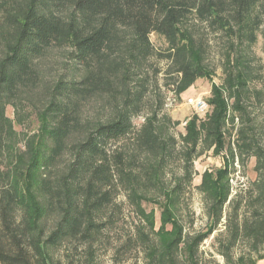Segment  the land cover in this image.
Returning <instances> with one entry per match:
<instances>
[{"label":"trees","instance_id":"1","mask_svg":"<svg viewBox=\"0 0 264 264\" xmlns=\"http://www.w3.org/2000/svg\"><path fill=\"white\" fill-rule=\"evenodd\" d=\"M201 24L227 41L224 77L211 85L204 117L186 120L182 175L169 186L164 177L177 152L170 127L178 122L163 112L151 61L166 59L176 96L197 79L210 81ZM258 34L264 50V0H0V264H77L73 256L53 260L64 244H86L78 264H97L91 247L113 221L120 190L143 222L137 236L147 264H199V245L228 201L235 157L255 159L259 208L235 225L230 243L241 236L254 253L264 247V146L249 111L262 94L249 89L261 79L252 65ZM149 91L159 97L137 128ZM8 106L18 126L31 119L35 132L19 139ZM239 122L232 148L228 126ZM203 149L223 166L205 170L198 186L209 203L207 232L185 237L175 209ZM145 205L159 210V228Z\"/></svg>","mask_w":264,"mask_h":264},{"label":"rangeland","instance_id":"2","mask_svg":"<svg viewBox=\"0 0 264 264\" xmlns=\"http://www.w3.org/2000/svg\"><path fill=\"white\" fill-rule=\"evenodd\" d=\"M195 30L197 36L201 37L205 43L204 64L212 72L210 81L197 79L190 88L176 96L171 86L172 81L165 74V70L168 67L166 59H153L151 61L152 65L159 69L157 82L160 87V95L164 100L163 112L171 118L172 123L178 122V124H171L170 127V133L177 141V152L164 177L165 183L169 186H173L175 178L182 175V162L180 160V136L184 133L182 123L194 114L193 109L186 105V99L192 97L202 98L206 102L210 95L211 85L222 84L224 77L223 54L227 48L225 37L220 32L211 30L205 24L196 26ZM149 39L157 52L165 50L166 45L159 37L151 34ZM252 53L255 58L252 65L261 79L250 82L249 89L253 92L261 91L262 94L259 97H252L249 111L252 113L256 130L260 136V144L264 146V50L260 34L257 35L256 43L252 47ZM157 97H159L157 92H148L141 114L133 121L137 128L152 110V107L155 108V103L153 102ZM5 115L13 122L14 130L19 135V139H23L24 134L35 132L36 126L31 119L21 126L14 122V112L10 106L6 107ZM198 117L203 118L204 116ZM240 126V122L234 127L228 126L230 136H227V140L232 148L235 146L236 132ZM19 146L21 147L22 143ZM242 162L238 157H235L233 164L229 166L228 201L223 207L218 224L199 245V264H236L240 257L245 262L251 260L255 262L254 264H264V259L258 260L259 256H264V247L254 253L251 241L241 236L230 243L231 231L235 225H242L245 221L250 222L252 214L259 208L253 199L256 195L255 183L257 179L254 171L255 159L252 157L247 160L243 158ZM222 166V158L214 156L211 149H203L202 154L193 160L191 182L186 185L175 209V216L183 227L185 237H192L207 232L206 230L210 225L208 219L209 203L205 195L198 190V186L201 174L205 170L212 171ZM153 194L157 196L156 193ZM114 202L117 210L112 216L113 221L110 226L102 230L98 241L91 247L96 263L147 264L137 236L138 229H141L143 225L141 218L128 205L122 190L116 192ZM145 208L147 212L150 210L154 211L155 228H159V210L153 205H145ZM164 236L160 235L161 238ZM88 248L89 246L86 244L77 245L76 248H73L72 244H64L52 252L51 255L54 261L59 260L62 263H64L66 258L73 256V261L78 264L84 262V258L88 255Z\"/></svg>","mask_w":264,"mask_h":264},{"label":"built area","instance_id":"3","mask_svg":"<svg viewBox=\"0 0 264 264\" xmlns=\"http://www.w3.org/2000/svg\"><path fill=\"white\" fill-rule=\"evenodd\" d=\"M188 105L193 109V112L197 116H204L208 111L207 103L202 98H194L188 101ZM186 121L182 123L184 127Z\"/></svg>","mask_w":264,"mask_h":264},{"label":"crops","instance_id":"4","mask_svg":"<svg viewBox=\"0 0 264 264\" xmlns=\"http://www.w3.org/2000/svg\"><path fill=\"white\" fill-rule=\"evenodd\" d=\"M195 97H192V98H188V99H186L187 101H186V105H188V101L189 100H191V99H194ZM189 106V105H188Z\"/></svg>","mask_w":264,"mask_h":264}]
</instances>
